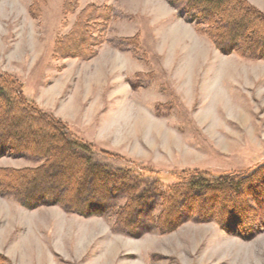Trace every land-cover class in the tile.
<instances>
[{
	"label": "rangeland",
	"instance_id": "rangeland-1",
	"mask_svg": "<svg viewBox=\"0 0 264 264\" xmlns=\"http://www.w3.org/2000/svg\"><path fill=\"white\" fill-rule=\"evenodd\" d=\"M248 1L264 11V0ZM89 4L110 7L111 20L94 33L84 17L73 29ZM74 5L68 13L66 0H0V73L91 144L95 161L136 174L150 169L142 178L165 186L176 182L174 170L243 175L264 165V59L221 52L185 20V2ZM60 41L72 55L56 53ZM25 122L17 131L30 130ZM42 140L53 145L48 136ZM41 163L43 157L24 152L0 157V169ZM11 190H0V264H264V195L259 202L249 191L219 198L225 213H248L244 236L199 221L207 214L201 204L171 232L145 226L160 207L145 208L134 216L148 229L136 236L118 225L124 200H108L106 216H84L49 197L28 208Z\"/></svg>",
	"mask_w": 264,
	"mask_h": 264
},
{
	"label": "trees",
	"instance_id": "trees-1",
	"mask_svg": "<svg viewBox=\"0 0 264 264\" xmlns=\"http://www.w3.org/2000/svg\"><path fill=\"white\" fill-rule=\"evenodd\" d=\"M77 1L66 0V12L74 11ZM168 2L173 6L185 2V20L193 23L196 30L206 35L221 52L236 53L251 59H264V11L248 0ZM110 13V7L89 4L79 13L73 29L85 17L89 23H93V27L89 28L97 31L111 20ZM97 40L94 41L96 45L103 41L101 38ZM63 43L64 41H60L57 44L56 49L59 50L56 53L61 56L72 55V52H62ZM91 53H95L94 50ZM78 56L83 57V54L79 53ZM21 122L28 124L30 130L17 131ZM44 136L50 137L53 145L44 143ZM8 151L43 157V163L36 167L0 169L2 192L13 191L11 189L16 187L18 200L28 208L39 206L44 202L43 199L49 197L52 199L51 203L60 205L68 212L84 216H106L110 206L108 200H124L115 214L117 222L118 225H124L122 228L129 234L136 236L148 229L143 231L140 221L134 216L145 208L155 209L157 205L160 207L159 214L154 219H147L145 226L151 223L152 227L160 231L171 232L192 219L194 209L199 204L200 209L207 213L197 215L199 221L214 220L225 230L244 236L242 231L245 228L241 227L246 225L245 218L249 217L248 213L238 212L243 218L232 210L225 213V206L222 207L218 202L219 198L226 193L242 197L249 191L257 197L255 201L259 202L264 195V165L243 175L215 174L199 169L174 170L170 176L176 182L165 186L159 178L148 180L149 182L142 178L141 173L150 174V169L142 168L141 173L138 171L139 174H136L131 168L112 169L98 163L94 160L95 152L91 144L73 133L66 122L25 98L19 81L0 73V157ZM103 154H108L114 159H124L114 153ZM12 186L14 188H11ZM262 198L264 201V196ZM205 207L210 209L206 211ZM189 211L191 216L187 215ZM217 211L220 216L224 214L218 218Z\"/></svg>",
	"mask_w": 264,
	"mask_h": 264
}]
</instances>
